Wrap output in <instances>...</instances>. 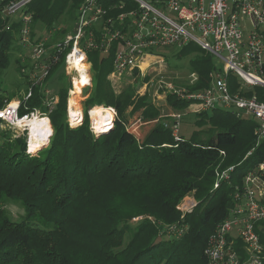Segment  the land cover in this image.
I'll list each match as a JSON object with an SVG mask.
<instances>
[{"label": "trees", "instance_id": "trees-1", "mask_svg": "<svg viewBox=\"0 0 264 264\" xmlns=\"http://www.w3.org/2000/svg\"><path fill=\"white\" fill-rule=\"evenodd\" d=\"M81 1L31 0V37L55 28L64 15L74 20ZM18 29L17 22L8 26L0 16V81L14 51L21 50L15 41ZM59 29L53 40L69 30ZM117 46L113 43L107 54L87 52L92 86L80 124L67 122L70 83L62 82V52L45 82L32 88L17 110L19 117L35 110L48 117L52 132L47 145L31 153L25 134L0 131V199L18 201L23 209L15 221L0 207V264H206L204 247L227 216L233 189L264 161V142L255 147L253 121L227 109L193 114L197 125L209 124L207 131L214 135L208 139H196L194 132L189 138L178 133L175 140L164 119L139 140L127 129V115L139 111L143 121L153 120L159 109L146 96L134 99L133 90L113 93L106 76ZM191 52L196 55L188 59V69L196 83L187 88L194 92L209 85L216 66L212 55L196 44L181 47L176 57ZM14 61L20 70V59ZM44 87L58 98L51 108L44 101ZM166 100L172 111L189 104L171 94ZM7 102L0 87V109ZM93 106L111 107L116 113L112 126L98 134L90 130L86 112ZM228 166V179L219 180L215 189L217 173ZM188 193L196 205L181 217L176 205ZM140 215L153 221L145 217L130 222ZM175 222L187 230L167 235L165 225ZM258 234L264 247V232Z\"/></svg>", "mask_w": 264, "mask_h": 264}, {"label": "built area", "instance_id": "built-area-1", "mask_svg": "<svg viewBox=\"0 0 264 264\" xmlns=\"http://www.w3.org/2000/svg\"><path fill=\"white\" fill-rule=\"evenodd\" d=\"M30 1L0 0L1 18L7 19L8 26L12 22L19 24L15 41L25 52L20 61V72L27 81L24 100L31 96L32 88L45 82L62 52H65L66 73L76 74L70 77V97L76 90L75 80L80 76L76 65L86 67L83 71L86 81L78 85L79 90L91 86L87 73L90 49L107 54L116 43L110 78L121 79L139 70L145 58L155 56L157 64L162 66V57L152 53V49L181 48L194 43L210 53L215 61L216 68L209 74V85L194 92L178 90L170 83L163 86L171 89L177 98L189 101L188 112L220 108L253 121L255 147L264 142V0H82L76 9L73 27L56 40L53 36L59 27L31 37L33 17L27 8ZM191 74L192 79H196ZM229 75L235 79L230 80ZM158 87L162 88L160 82ZM43 94L44 101L48 99L49 103L57 99L48 87L43 88ZM69 97L66 101L67 122L75 126L82 116L80 112H68ZM19 102L15 106L5 105L0 110V121L8 120L16 125L18 120L37 114L35 110L19 117ZM109 110L111 119L105 125L106 129L112 126L116 115L113 108L109 107ZM88 114L90 117V110ZM181 115L180 112L171 115L169 126L175 140L179 139ZM90 121V130L98 134L92 119ZM230 170L232 168L217 173L215 189L219 180L228 179ZM231 196L227 216L216 226L204 247L205 262L264 264V247L258 234L264 232V161L243 175L240 186L233 189ZM180 204L178 209L182 217L194 208L196 201L188 194ZM165 228L167 235L179 236L187 230V225L175 222Z\"/></svg>", "mask_w": 264, "mask_h": 264}, {"label": "rangeland", "instance_id": "rangeland-1", "mask_svg": "<svg viewBox=\"0 0 264 264\" xmlns=\"http://www.w3.org/2000/svg\"><path fill=\"white\" fill-rule=\"evenodd\" d=\"M73 24H74V20L72 19V15H64L61 17L56 27L58 28L60 26V27H67L71 29L73 27ZM191 44L194 45V43H191ZM180 49L181 48H178V47H169V48L167 47V48H161L160 50H158L157 54L160 55L163 59V64H160L162 66H159L157 64L156 60L158 58L153 56V57L145 58L141 63L140 69L139 70L137 69V71H135L134 74L132 73L131 75L129 74L125 75L124 77H121V79H115L113 77L110 78V72H111L110 71L109 74H107L106 78L115 95L120 94V92L124 88H126V89L133 90L134 99H137L141 96H146L145 97L146 100H148L155 108L159 109L158 111L159 116L157 119L158 122L164 119L165 120L168 119V121L170 122L171 115L173 113H177V112L182 113L181 118H180V124H178L179 125V130H178L179 135H183L185 138H189L190 135L196 132V135H195L196 139H201V140L208 139L210 138L211 135H214L210 133L209 131H207L209 124H206L204 126L197 125L195 122L196 120H195V116L193 115L194 114L193 112H188L189 109L187 108H185V110L183 109L182 111H172L166 100L167 94H171L173 96H176V94H174L171 89L164 87L163 86L164 83L165 84L170 83L173 88H176L178 90L184 89L187 91H189L187 88L189 85L196 83V79H192L194 77H192V74L189 72V69H188V65H189L188 59L190 57L195 56L196 53L191 52L188 56H186V58L185 57L177 58L176 55ZM22 57H25V52L19 49L15 50L11 57L12 60L2 72L3 77H1V81H0L1 91L3 95L9 99V102H7L5 105L14 104L20 101L23 98L24 92L26 90V87H27L26 77L21 74L20 70H18L19 69L18 63L14 61V58H19L21 61ZM87 62H88V59H87ZM24 63H26V60ZM88 63L90 64V62ZM20 65H21V62H20ZM88 68H89V72L87 73H89V77L91 78L90 66H88ZM61 70H62L61 73L64 77L62 82L68 85V82L70 83V77H73L76 74L75 72H71L70 74H67L64 66H63V69ZM231 77H232L231 80L235 79L233 75H231ZM76 79H78L76 80L77 86L79 84H82L79 78H76ZM159 82L162 85V88L158 87ZM91 84H92V80H91ZM91 86L86 87V88L82 87V89H80L78 93H76L77 95L75 97V101H76L77 106L73 105L74 114L75 112H80L81 113L80 115L83 117L82 114L85 113V106L83 102L88 97V94H89L88 92L90 91ZM83 92H86V93L84 94ZM67 97L69 96L67 95ZM57 101H58V98L56 99V101L49 103L48 99H46L45 103L47 102L46 103L47 106L51 108L55 103H57ZM68 105H69V101H68ZM91 108L86 110L87 114H88V111L91 110ZM106 108L109 109V107H106ZM35 113H37L35 116H40V117L44 116L40 114L38 110H36ZM133 113H130L131 116L127 115L126 126L129 130L131 129V131L134 132V134L139 139L141 130L144 127L147 128L148 127L147 124H150L151 120L143 121L142 119H140L139 111L135 112V113H138V115L134 116L133 118L132 117ZM88 120H89V124H91V121H90L91 118L89 117V115H88ZM11 123L12 122L8 120L7 121L5 120L3 122L0 121V131H8L12 136H20V135L25 134L26 136L25 145L27 146L28 132H29L27 131L28 127H25V126L17 127ZM151 124H154V123H151ZM50 135L51 134H49L46 143L41 145L40 147L47 145ZM0 142H1V139H0ZM40 147H38L35 151L31 153L36 152ZM230 168L231 167L228 166V168L221 170V172L229 170ZM188 194L183 196L181 200L177 203L176 205L177 208L181 205L180 203L188 197ZM0 207L6 212V214L12 220H15V221L20 220L23 214V209L20 203L12 199H7V198H4L2 200L0 199ZM145 217L153 221V218L149 217L148 215H140L135 218H132L130 222L134 223ZM125 238H127V235L125 236Z\"/></svg>", "mask_w": 264, "mask_h": 264}, {"label": "bare ground", "instance_id": "bare-ground-1", "mask_svg": "<svg viewBox=\"0 0 264 264\" xmlns=\"http://www.w3.org/2000/svg\"><path fill=\"white\" fill-rule=\"evenodd\" d=\"M80 81L82 84L86 81V76L84 75L83 71L85 65H76ZM78 80V79H77ZM76 84V80H75ZM74 91L71 92V96L69 97V105H68V112L72 114L74 112L73 105L77 106L75 97L76 93L79 91V87L76 85ZM12 106H15L16 104H11ZM77 108V107H76ZM77 111V110H76ZM90 117L92 119V122L94 124V127L97 132L105 131L106 124L109 122V119H111L110 110L107 109L104 106H98L91 108L90 110ZM17 127H28V144H29V152L35 151L38 147L45 144L49 134H51V126L48 122V117H40V116H32L30 118L18 120L16 123Z\"/></svg>", "mask_w": 264, "mask_h": 264}, {"label": "crops", "instance_id": "crops-1", "mask_svg": "<svg viewBox=\"0 0 264 264\" xmlns=\"http://www.w3.org/2000/svg\"><path fill=\"white\" fill-rule=\"evenodd\" d=\"M134 114H136V115H134ZM138 115V113H133L132 114V117L134 118V116H137ZM131 116V115H130ZM131 117V118H132ZM158 119V118H157ZM157 119H153V120H151L150 121V124H147V128H143L142 130H141V134H140V136H139V139L142 141L143 139H145V137L149 134V132L151 131V129L155 126V124L156 123H158V121H157ZM168 122V124L167 125H169L170 124V122H172V120L169 122V121H167ZM151 123H154V124H151Z\"/></svg>", "mask_w": 264, "mask_h": 264}, {"label": "water", "instance_id": "water-1", "mask_svg": "<svg viewBox=\"0 0 264 264\" xmlns=\"http://www.w3.org/2000/svg\"><path fill=\"white\" fill-rule=\"evenodd\" d=\"M100 133V132H99Z\"/></svg>", "mask_w": 264, "mask_h": 264}]
</instances>
